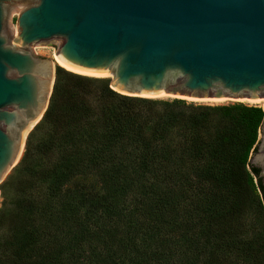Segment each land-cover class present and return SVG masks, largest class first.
I'll return each mask as SVG.
<instances>
[{
  "label": "trees",
  "instance_id": "1",
  "mask_svg": "<svg viewBox=\"0 0 264 264\" xmlns=\"http://www.w3.org/2000/svg\"><path fill=\"white\" fill-rule=\"evenodd\" d=\"M263 119L58 68L44 136H28L15 204L0 208V264H264V185L249 163Z\"/></svg>",
  "mask_w": 264,
  "mask_h": 264
},
{
  "label": "water",
  "instance_id": "2",
  "mask_svg": "<svg viewBox=\"0 0 264 264\" xmlns=\"http://www.w3.org/2000/svg\"><path fill=\"white\" fill-rule=\"evenodd\" d=\"M41 50L121 95L264 111V0H0V188L47 109ZM249 163L264 185V119Z\"/></svg>",
  "mask_w": 264,
  "mask_h": 264
},
{
  "label": "rangeland",
  "instance_id": "3",
  "mask_svg": "<svg viewBox=\"0 0 264 264\" xmlns=\"http://www.w3.org/2000/svg\"><path fill=\"white\" fill-rule=\"evenodd\" d=\"M57 52L56 51H50V50H41L35 53H32L33 55H35L36 57L42 59V60H48V61H52L54 62V66H55V77H56V70L59 68L61 69L63 72H67L69 73L65 68L59 66L58 64L55 63L54 61V56ZM112 78H103V79H97L100 81H104L106 83H110ZM55 82V80H54ZM54 85V84H53ZM53 89V88H52ZM52 91L50 93V96L48 97V102H47V106L49 104V100L51 97ZM195 104H201V105H206V104H202V103H197L195 102ZM233 104H242L248 107L251 106H257V107H263V105H259V104H249V103H233ZM232 105V104H230ZM211 106V105H208ZM44 132H45V126L41 124V120L36 124V126L30 131V133L27 135L28 136L33 133V141L34 144H37L38 141L41 140V138L44 136ZM26 138V140H27ZM25 140V143H26ZM24 149H25V145H24ZM23 149V152H24ZM22 152V155H23ZM22 158V156H21ZM23 178V170L19 165V169L14 173V175L8 180V182L3 186V188H0V208L4 206H6L7 209H11L12 206L15 204V191L19 185V183L21 182ZM82 184L84 186H88L87 184H89L90 186H92L93 188H95L96 190H98L100 188V185L95 183V182H91L89 180L87 181H83ZM251 214V213H250ZM249 215V214H248ZM252 215L255 217L254 213H252Z\"/></svg>",
  "mask_w": 264,
  "mask_h": 264
},
{
  "label": "bare ground",
  "instance_id": "4",
  "mask_svg": "<svg viewBox=\"0 0 264 264\" xmlns=\"http://www.w3.org/2000/svg\"><path fill=\"white\" fill-rule=\"evenodd\" d=\"M56 57V54H55V56H54V58ZM54 61H55V63L56 64H58L59 66H61L55 59H54ZM61 67H63V66H61ZM64 68V67H63Z\"/></svg>",
  "mask_w": 264,
  "mask_h": 264
}]
</instances>
